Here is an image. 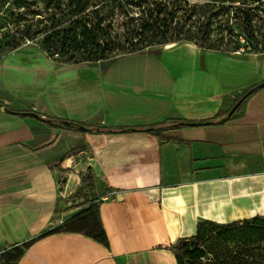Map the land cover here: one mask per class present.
<instances>
[{
    "label": "crops",
    "instance_id": "1",
    "mask_svg": "<svg viewBox=\"0 0 264 264\" xmlns=\"http://www.w3.org/2000/svg\"><path fill=\"white\" fill-rule=\"evenodd\" d=\"M263 82L264 53L236 55L185 40L92 63H58L35 46L2 55L0 102L73 124L223 119L255 89L229 119L160 137L81 133L0 106V246L23 247L16 264H177L173 242L194 235L199 221L260 215ZM88 169L100 236L53 231L60 188L71 181L77 188Z\"/></svg>",
    "mask_w": 264,
    "mask_h": 264
},
{
    "label": "rangeland",
    "instance_id": "2",
    "mask_svg": "<svg viewBox=\"0 0 264 264\" xmlns=\"http://www.w3.org/2000/svg\"><path fill=\"white\" fill-rule=\"evenodd\" d=\"M30 3L24 8H18L13 0H0V56L19 47L35 46L41 49L49 46L52 39L49 38L45 24L49 13L55 10L59 15L73 7L69 6V1L60 0L57 5L45 8V0H29ZM90 2L85 10L89 16H99L103 19L102 31H99L97 42L105 45L104 55L107 59L124 54L126 42V31L133 27H138L146 14L141 13L142 9L138 5L142 4L147 11L155 0H94ZM161 1V0H157ZM209 0H188V5L181 1L174 2L171 8L163 10L161 18L167 17V23L173 19V25L181 28L183 37H192V41L199 47L214 48L233 54L264 53V3L257 5L255 11L242 10L237 0H216L217 4L212 13H216L209 19L199 17L197 14L188 18L189 14L198 13L204 7V3ZM217 6V7H216ZM152 8V7H151ZM206 8H208L206 6ZM95 9V10H94ZM185 11V13H184ZM251 12L253 19L251 25L242 22L246 18V13ZM83 13V14H84ZM155 14H153L154 16ZM178 21L177 24H175ZM80 31V27L76 29ZM177 33V32H175ZM174 33V34H175ZM174 36V35H173ZM169 36H156L153 38L155 46H162L171 39ZM55 58L60 55L52 53ZM65 180V179H64ZM63 196L60 198L62 206L59 209L55 221L54 231H85L90 235L100 236V226L96 218V203L93 202L92 195L80 187L78 190L74 182H70L69 187H61ZM262 199H264V192ZM90 203V206L88 204ZM258 215L264 219V209ZM221 247H226L229 251L243 252L244 246L241 243L221 242ZM23 248L0 246V264H16ZM264 263V242L255 245L254 252ZM233 254V252H232ZM226 264H240L239 256L226 261Z\"/></svg>",
    "mask_w": 264,
    "mask_h": 264
},
{
    "label": "trees",
    "instance_id": "3",
    "mask_svg": "<svg viewBox=\"0 0 264 264\" xmlns=\"http://www.w3.org/2000/svg\"><path fill=\"white\" fill-rule=\"evenodd\" d=\"M11 1V0H8ZM18 8L26 7L29 0H13ZM60 0H45V8H49L51 5H57ZM69 1L70 9L62 11L59 15L56 14L55 10L51 11L48 16V20L45 24L48 36L53 41L44 49L46 54L50 56L54 61L62 64L67 63H79V62H98L100 60H106L104 55L106 47L97 42L99 31H102L101 24L103 19L99 16H89L85 14V10L90 2L94 0H67ZM181 1L185 5L189 6L188 0H161L153 1L152 5L145 10L142 4L138 5L142 9L141 13L146 14V19L138 26L131 29H127L126 42L124 54L132 53L143 50L148 47L155 46L154 37L158 36H171L165 44L176 42V41H190L193 42L192 37H183L181 35V28L173 25V19L167 23V17H160L163 10L171 8L174 2ZM242 7V10H252L253 13L255 8L259 4H263L264 0H237ZM204 7H196L201 10L198 13H192L188 15L191 18L194 14L199 17L209 19L216 13H212V8L217 4L216 0H209L208 3H204ZM206 6L208 8H206ZM152 7V8H151ZM189 6L187 10L192 8ZM217 7V6H216ZM95 10V9H94ZM246 13V18L242 22L246 25H251L252 13ZM84 13V14H83ZM185 13V11H184ZM153 14H155L153 16ZM178 21L175 23L177 24ZM80 27V31L76 29ZM177 32V33H175ZM175 33V34H174ZM174 35V36H173ZM194 43V42H193ZM195 44V43H194ZM198 46V45H197ZM20 48V47H19ZM207 50H216L214 48L201 47ZM18 49V48H16ZM14 49V50H16ZM41 49V48H40ZM13 51V50H12ZM60 55V58H55L53 52ZM10 52V51H9ZM8 53V52H6ZM4 53V54H6ZM3 54V55H4ZM1 57V56H0ZM264 86V82L260 86ZM255 88L247 90L241 97L240 100L234 103L232 109L237 106L239 101L244 100L250 95ZM239 105V104H238ZM0 106L7 111H13L16 114L22 116H29L38 121L43 122L47 126H54V124H62L76 129L77 131L84 132H128V131H146L160 137V132L167 131L170 128H179L185 126H202L214 124L217 121H225L231 117V108L225 113L223 119H219L221 114L218 113L214 118L203 120V121H188L183 119H176L172 121H163L158 124L146 126L144 128L135 127H105L100 125L91 124H73L68 123L60 118H51L33 109H25L23 111H14L4 103L0 102ZM231 113V114H230ZM219 119V120H218ZM63 160L58 163L61 164ZM80 185L77 190L82 186L91 193L90 190H94L93 175L90 169L86 173H79ZM92 195V194H91ZM97 211V207H96ZM97 213V212H96ZM54 231V230H53ZM235 242L241 243L244 246L243 252L238 254L237 251H229L226 247H221V242ZM264 242V219L259 216L251 218L232 221L228 223H217L210 220H201L197 224L196 233L190 237H179L172 244V250L174 251L177 264H226V261L239 256L240 264H264L262 260L254 253L255 245ZM23 248V247H22ZM23 253V252H22ZM22 255V254H21ZM20 255V256H21Z\"/></svg>",
    "mask_w": 264,
    "mask_h": 264
}]
</instances>
